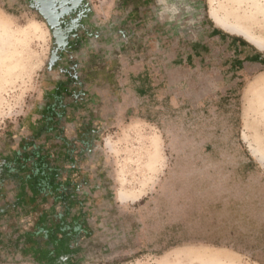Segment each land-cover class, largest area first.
Returning <instances> with one entry per match:
<instances>
[{
	"label": "rangeland",
	"instance_id": "1",
	"mask_svg": "<svg viewBox=\"0 0 264 264\" xmlns=\"http://www.w3.org/2000/svg\"><path fill=\"white\" fill-rule=\"evenodd\" d=\"M87 2L101 36L88 44L80 29L50 69L45 19L30 0H0V158L36 136L63 173L53 197L88 202L67 217L91 219L78 264H264V0ZM72 57L78 80L58 86ZM84 179L104 186L77 191Z\"/></svg>",
	"mask_w": 264,
	"mask_h": 264
},
{
	"label": "flooded vegetation",
	"instance_id": "2",
	"mask_svg": "<svg viewBox=\"0 0 264 264\" xmlns=\"http://www.w3.org/2000/svg\"><path fill=\"white\" fill-rule=\"evenodd\" d=\"M30 1L35 4L40 0ZM48 1L51 2L53 11L56 13V15H60L58 19L61 25L60 30L64 33L65 36H67V41L65 42H67L69 49L73 39L76 40L79 37L80 29L84 31V34L86 35L85 37H87L88 44L95 43L96 41L94 39H97L99 35L101 36V33H92V30L85 24V22L87 21V17L91 13V11H93L92 6H90V4L86 0ZM196 18L197 17L194 16L193 24H195ZM199 27H197L196 30ZM122 34H124V36L126 35L125 33ZM55 48L56 43H54L53 50ZM66 52H68V48L67 51L61 50L58 52L59 59L51 69L59 67V64L62 62L63 55ZM69 59L71 65L70 67H68V69H70L74 73V75H67L68 80L65 82H61L60 84H58V86H63L66 82L69 81L74 82L78 80L77 69L79 68L80 64L78 63V61L74 60L73 57ZM60 69L62 72L68 71L67 68ZM56 103L57 107L48 106L44 109L46 115H44L42 119L46 121L48 127H50L49 125H52L51 123L54 118H61V113H57L56 111L57 108L64 109L65 107L62 102V97H59ZM91 135L92 137L94 135L95 138V132H92ZM27 138L28 137L24 138V140L22 141V148H15L11 156L8 155L6 157L0 158V193L4 192L5 196V192L7 193L8 189L7 186H11L13 188V191L16 193L15 197L11 201L0 205V253L3 257L2 261L17 262L18 260H28L29 262H34L36 264H59L56 261V263L54 262L53 256V235L54 229L56 228L55 225H57V227L63 230L59 235H62L63 238L70 236L68 238L70 242V249L66 252L62 251L61 256L57 258V261L62 259L66 264H78L76 260H73V254H75V252L80 248L81 241H83L85 238H90L91 226H89L88 222L91 221V219L90 217L85 218L81 214L83 216L82 217L79 214V222H75L76 219L74 218L72 222L75 223H71L68 221L67 217L69 216L70 208L73 205L79 206V208L82 210L88 202H81L80 200L71 199V192H67L66 195L62 194V196H58L56 198L53 197V193L55 191H62L60 188L63 187V181L62 178H60V175L63 173L60 172L58 168L52 167L53 165L51 166L49 164L48 161L50 160L48 159V155H45L44 150H42L39 145L35 144V140L38 137L32 136L30 140H28ZM91 138H89L87 143L86 141L82 142L83 147L87 148V150L85 151L87 157L89 158H92L95 154L93 151V147L95 149L97 147L95 144V140ZM29 146L30 148H28ZM26 151H29V153L32 155L31 160H29L28 157L24 156V153H26ZM54 169L57 171V175L53 178ZM75 170H77L76 172L79 173L81 171V168L79 166H69L68 168L69 173ZM31 174H35V177H33L32 179H44L42 184L40 186L37 185L35 188L36 190L37 187L39 188V190L43 188L39 196H35L34 192L29 189V184H27V182L31 179H24L26 175L28 178V175ZM69 178L70 176H67V180H65L64 182L65 185L71 184ZM23 179L27 180V182L23 183ZM54 179L56 183L60 184L59 186H56L58 189L55 191H53ZM76 184L75 185L77 191L86 189L85 192L100 190L101 186H104V183L102 185V182L101 184H93L92 186V184L85 179ZM91 204L92 203H89L88 205ZM54 205L57 206L56 213L54 212ZM12 215H14L15 217H12ZM12 220L17 223V230L13 229L14 224L11 223ZM3 223H5L6 228L1 227ZM70 226L76 231V233L74 234L75 238L72 237L69 232ZM78 237H80V240L77 239ZM38 248L44 249L45 252V255L43 256L45 258H42L41 261H37L36 258L37 254L35 252L38 250ZM63 262L61 263L63 264Z\"/></svg>",
	"mask_w": 264,
	"mask_h": 264
},
{
	"label": "trees",
	"instance_id": "3",
	"mask_svg": "<svg viewBox=\"0 0 264 264\" xmlns=\"http://www.w3.org/2000/svg\"><path fill=\"white\" fill-rule=\"evenodd\" d=\"M188 12L189 11L188 10L186 11L185 8H181V9H178L177 10V13H181V15H185ZM215 33H218V32H216V30H215ZM24 156L25 157H28L29 160L32 159V155L29 153V151H26V153H24ZM56 175H57V171L54 169V171H53V178ZM28 176L29 177L27 178V175H26L24 177V179H31V180H28V182H27V180H24L23 179V183H26L27 182V184H29V189H31L34 192L35 196L36 195L39 196V194H40L41 190H43V188H41L40 190H39L38 187H37V190L35 188H36L37 185L40 186L42 184V182H43L44 179H42V180H40V178L39 179H32L33 177H35V174L34 175L31 174V175H28ZM55 179L53 181V188H54L53 191L57 190L58 188L56 186H59L60 185V184L56 183ZM55 226H56V228L54 229V235H53V240H54V251H53L54 262L56 261L59 264H62L61 262H63V260L60 259V260L57 261V258H59L61 256L62 251L66 252L67 250L70 249V242H69V239H68L70 236H67V237L63 238L62 235H59V234L62 233L63 230L60 229L59 227H57V225H55ZM69 232H70L71 236L74 237V234L76 233V231L73 228H71V226H70V231ZM35 253L37 254V256H36L37 261H41L42 258H45V257H43L45 255L44 249L38 248V250ZM63 264H66V263L63 262Z\"/></svg>",
	"mask_w": 264,
	"mask_h": 264
},
{
	"label": "water",
	"instance_id": "4",
	"mask_svg": "<svg viewBox=\"0 0 264 264\" xmlns=\"http://www.w3.org/2000/svg\"><path fill=\"white\" fill-rule=\"evenodd\" d=\"M87 1V0H86ZM31 8L36 10L47 22L49 28L53 32L54 43H56V48L53 50L52 57L50 60L49 68L51 69L59 59L58 52L61 50L67 51L69 53V46L67 44V36L61 32L59 16L53 11L52 4L48 0H40L35 4L31 2ZM65 13V12H63ZM68 46V47H67Z\"/></svg>",
	"mask_w": 264,
	"mask_h": 264
},
{
	"label": "crops",
	"instance_id": "5",
	"mask_svg": "<svg viewBox=\"0 0 264 264\" xmlns=\"http://www.w3.org/2000/svg\"><path fill=\"white\" fill-rule=\"evenodd\" d=\"M189 13V12H188ZM188 13L187 14H185V15H188ZM184 16V15H183ZM77 170H75V171H72V173H78V172H76ZM58 204V203H57ZM59 204H62V203H59Z\"/></svg>",
	"mask_w": 264,
	"mask_h": 264
}]
</instances>
